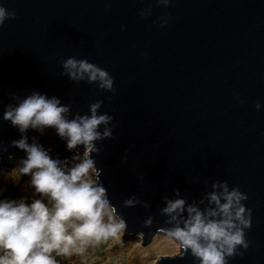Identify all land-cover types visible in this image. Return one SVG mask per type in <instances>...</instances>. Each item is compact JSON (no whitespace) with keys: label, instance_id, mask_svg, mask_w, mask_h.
Listing matches in <instances>:
<instances>
[{"label":"water","instance_id":"95a60500","mask_svg":"<svg viewBox=\"0 0 264 264\" xmlns=\"http://www.w3.org/2000/svg\"><path fill=\"white\" fill-rule=\"evenodd\" d=\"M0 7V162L21 165L26 153L13 141L22 136L67 165L84 150L67 149L54 127L21 133L5 120L25 97H56L69 120L98 104L96 114L110 119L97 126L89 157L123 236L179 242L169 230L184 226L189 206L214 208L209 194L226 184L246 197L249 220L236 222L247 246L237 245L226 264H264V0H0ZM69 57L105 69L111 89L86 75L70 78ZM176 199L184 210L165 212ZM156 264L200 259L180 246Z\"/></svg>","mask_w":264,"mask_h":264},{"label":"clouds","instance_id":"9594fccd","mask_svg":"<svg viewBox=\"0 0 264 264\" xmlns=\"http://www.w3.org/2000/svg\"><path fill=\"white\" fill-rule=\"evenodd\" d=\"M160 2L167 5L169 0ZM5 15L0 7V23ZM64 68L72 79H83L86 75L89 81L99 80L103 88L112 87L108 72L87 60L69 57ZM97 107L98 104H93L90 115L69 120L64 115L67 106L61 105L56 97L34 92L4 112V119L21 133L30 127L38 130L54 127L66 140L67 149L83 145L84 152L82 158H73L79 159L78 163L67 167L50 157L41 145L27 143L23 136L13 141L26 153L13 174L17 177L30 174V185L38 198L31 202L23 197L0 199V264H61L58 258L79 256L88 244L115 236L123 229V221L115 220L105 190L94 178V161L89 157L94 150L93 141L101 135L97 126L110 119L97 115ZM255 107L259 109L260 103ZM103 135H109V131L105 130ZM219 187L220 193L214 191L208 197L214 208L201 212L189 206L184 226L169 230L182 248L190 249L200 259V264H226L225 256L232 255L237 245L247 246L243 231L236 224L249 225L240 204L246 197L236 189L228 191L226 184ZM184 203L183 199L169 201L164 211L180 212Z\"/></svg>","mask_w":264,"mask_h":264},{"label":"rangeland","instance_id":"374dc122","mask_svg":"<svg viewBox=\"0 0 264 264\" xmlns=\"http://www.w3.org/2000/svg\"><path fill=\"white\" fill-rule=\"evenodd\" d=\"M73 158L68 166H73L75 161ZM16 166L18 165L8 163L0 167V199L23 197L27 202H31L33 198H38V195L34 193L30 185V174H19L17 177L13 174ZM124 238L126 237H123V231L121 233L119 230L115 236H108L106 239L88 244L84 253L79 256L58 259H61V264H70L72 260H75L76 264H152L151 262H156L158 257H172L179 253V251L174 254L154 252L152 246L155 235L144 244L141 239L143 244L141 246L136 245L135 240L128 243L123 240Z\"/></svg>","mask_w":264,"mask_h":264},{"label":"bare ground","instance_id":"6f19581e","mask_svg":"<svg viewBox=\"0 0 264 264\" xmlns=\"http://www.w3.org/2000/svg\"><path fill=\"white\" fill-rule=\"evenodd\" d=\"M83 152H84V150L81 151V152H76L73 157L82 158ZM73 160H75L73 162V165L75 163H78L79 162V159H73ZM17 165L18 166H16V168L19 167V164H17ZM2 166H5V165L1 162L0 163V167H2ZM65 166L71 167V166H68L67 164H65ZM115 220L118 221L116 219V217H115ZM122 231L123 230L121 229V233H122ZM123 237H126L123 240L124 241H128V243H129V241L132 242V240H135L136 245H139V246L143 245L142 244V241L143 240L141 241L142 237L139 236V235H133V236L132 235H129V236H123ZM153 243H154L153 246H152L154 248L153 251L156 252V253H160V254H174V253H176V252H178L180 250V244H179V242H177L174 239L169 238V237H167L165 235H162V234L161 235L160 234H155V238H154V242ZM157 259H156V262H151V263L152 264H156L157 263Z\"/></svg>","mask_w":264,"mask_h":264}]
</instances>
